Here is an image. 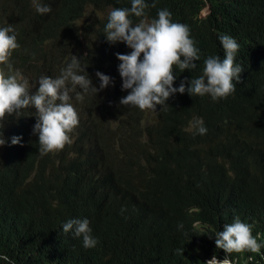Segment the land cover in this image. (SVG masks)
I'll use <instances>...</instances> for the list:
<instances>
[{
    "label": "clouds",
    "instance_id": "9594fccd",
    "mask_svg": "<svg viewBox=\"0 0 264 264\" xmlns=\"http://www.w3.org/2000/svg\"><path fill=\"white\" fill-rule=\"evenodd\" d=\"M244 1L252 3L256 0ZM32 5L36 12L41 14L51 11L50 6L42 4L40 0H32ZM130 5L112 8L107 14V22L103 29L107 40L103 39L104 42L124 43L115 48L118 53L112 76L96 71L98 87L92 83L89 75L84 74L87 72L80 59L71 54L70 60L61 67L59 75H41L37 81L38 87L32 92L28 80L20 71L18 69L12 71L9 58L12 50L19 47L15 29L11 24L0 26V67L7 70L0 71V150H3V153H13L30 139L39 142L38 151L41 155L57 153L66 143H72L69 133L79 122L72 101H82L85 94H97L102 89L113 91L115 102L120 106L147 109L149 117L154 118L158 113L168 114L177 111L174 109L161 111L163 108L157 109L156 105L164 107L170 96L179 93L187 92L192 97L207 95L213 101L224 98L235 91L234 81H240L244 68L260 66L264 42L261 47L252 49V52L256 51L259 54L245 58L244 50L258 44L263 37L253 40L244 36L240 43L231 35L221 33L217 39L224 51L219 49L213 54L201 55L194 38L189 35L188 26L173 21L172 14L167 8L158 9L155 18L146 20L148 0H130ZM133 16L141 19L133 23ZM256 22L257 20H254L247 29ZM127 46L131 49L128 53ZM262 62L264 63V58ZM191 69L197 76L178 80L180 72ZM174 74L177 75V81L173 85L176 79ZM25 108L35 109V121L28 122L24 128L12 126L9 133H6L3 130L5 116L18 114ZM120 111H123V108L110 109L111 113ZM220 114L218 119L213 120L215 126L213 129H206L202 117H193L189 121L187 130H194L196 133L188 137L191 143L186 151H181L179 146H176L178 140L170 141L168 146L163 142V146L160 147L159 141H156L152 147L146 148L140 157L136 156L133 161L124 165L125 174L148 175L149 171L159 168V174L156 176L159 182L152 187L154 189L160 187L164 195L174 190L172 184L174 175L189 182L204 183L209 190H229L237 181L249 178L250 175L264 174V141H259L253 129L241 118L236 122L233 114L225 115L224 112ZM122 119V124H127L126 115ZM114 130L117 129L111 126L110 132ZM112 148L118 152L127 147L123 148L121 144H117ZM175 166L180 170H172ZM23 175L24 188L28 182V175L25 171ZM49 175L61 177L60 182H63V173ZM251 183L255 187L250 207L251 222L241 220L232 202H228L227 207L233 215V220L231 223H225L222 230L216 232L214 230V242L219 249H223L222 252L217 254L215 247L214 251H209L208 246L193 244L180 250H191L199 264L200 257L206 264H236L239 258H250L253 253H260L264 259V181L256 178ZM59 186L61 187V183ZM129 187L140 194L138 204L145 209L136 217L137 223L147 219L153 228L154 223L149 212L157 209L161 199L155 198L150 188H145L142 184ZM91 199L96 203V212H101L102 215L99 216L106 219L102 222L106 228L109 229L122 221L124 200L113 203L109 194L99 191L92 194ZM40 201V198L36 199V202ZM64 202L69 203L71 209L67 212L69 219L61 224L63 237L65 239H68L69 235L79 237L82 239L83 247H94L97 238L92 235L87 211L79 209L80 205H84L83 201L69 200L65 197ZM110 203H113L112 208H103ZM170 206L173 209L172 216L179 224L178 227H195L199 224L200 221H183L180 215V210H184L183 204L171 202ZM242 207L243 204L241 209ZM118 245L122 249L128 248L125 242ZM0 260L6 261V264H15V261L5 254H0Z\"/></svg>",
    "mask_w": 264,
    "mask_h": 264
},
{
    "label": "trees",
    "instance_id": "16d2710c",
    "mask_svg": "<svg viewBox=\"0 0 264 264\" xmlns=\"http://www.w3.org/2000/svg\"><path fill=\"white\" fill-rule=\"evenodd\" d=\"M239 1L154 0L153 3V0H148L149 7L146 9L145 19L155 18L158 9L167 8L172 14L173 21L188 26L189 35L194 38L200 54L208 55L219 49L224 51L217 39L218 34H229L236 40L239 38L240 43L247 34V27L237 17L239 4L242 7ZM40 2L50 6L51 11L38 13L32 5V0H26L25 15L39 27L51 25L63 27L55 31H38L21 43V50L30 65L36 71L46 75H53L56 69L70 60L71 54H79L84 45L97 43L95 39L104 34V23L107 22V14L112 8L131 6L130 0H59L53 3L40 0ZM249 7L248 22L258 20L263 23L264 0L253 1ZM205 9L207 11L203 14ZM140 19V17H132L133 23L139 22ZM262 30L264 31V27ZM94 34L96 36L92 38ZM261 37L264 38V35ZM103 39L106 37L103 36ZM237 56L238 53L234 61ZM247 57L245 54V58ZM174 76L176 77L174 80L177 81V75L174 74ZM195 76L197 74L193 69L186 70L180 72L178 80ZM242 78V82L234 81L239 85L236 91L243 90L241 95L236 93L234 98L229 97L217 101H213L207 95L194 96L192 100L183 102L180 109L173 113H158L154 118L146 117L147 123H144L145 115L139 113V109L124 108L115 103L112 107L123 108L126 114L127 128L137 130L139 126H144L147 129V142L129 145L105 157L92 154L94 159L89 162L99 171L100 180L107 185L114 182H123L128 186L142 184L154 190L148 175L126 174L120 177L116 172L118 166H124L133 161L148 144L151 145L154 141H162V144L165 142L168 146L173 139L179 140L181 129L178 124L183 118V113L204 108L210 109V104H213V108L217 111L227 109L237 114L253 129L258 140L264 141V125L253 122L247 116V112L250 116L264 115V67L244 68ZM105 95V92L85 94L81 102H84L88 109H91V106L92 108L98 107L105 99ZM81 112L85 114L84 109ZM27 113V111L13 113L8 116V120L25 118ZM166 127L171 128L170 133L164 132ZM102 128L103 123L99 118L84 117L80 121L74 140L69 144L72 147L75 146L73 149L75 155L60 151L41 155L35 139L29 140L13 153L0 152V254L13 259L15 264H199L191 250L178 252L177 249L193 244L208 246L209 251H214L213 247H215L217 253L222 252L223 249H219L214 242V230L215 232L222 230L225 223L232 222L233 218L227 207L228 202H232L241 220L251 222L250 207L255 187L249 184L256 178L264 181V174L250 175L249 178L237 181L229 190H209L204 183L189 182L182 177L175 176L172 178L174 190L169 194L179 201H185L184 210L187 216L184 212H181V216L183 219L185 217L187 222L200 221L197 226L178 227L179 224L169 211V204L173 202V198L159 200L157 209L152 212L146 208L151 214L154 227L149 229L141 226L137 223L136 217L145 209L138 204L140 194L128 187L123 193L125 205L122 221L120 220L108 229L101 221L104 220L99 216V214L102 215L101 212L95 211V217L90 219L93 235L97 238V244L94 247H83L82 239L79 237L60 238L54 228L56 225L61 226L62 222L69 219L67 215L71 209L69 203L66 204L65 211L57 213L53 224L41 221L31 212L27 206V200L22 197L25 192L23 171L34 169L37 176L47 172L51 174L67 172L66 176H62L63 182H59L61 187L58 184L59 197L83 201L84 205H80V210L89 211L91 208H96V203L91 199L92 193L88 199H79L77 194V196L73 195L78 190L86 189L91 183V176L81 170V167H89V165L85 160L77 159L76 151L87 146L84 144L85 135L93 138L92 133L95 132V137H97L98 130ZM83 130H88V132L83 134ZM100 162L103 167L100 166ZM155 188V190H161L160 187ZM240 198L243 204L242 209ZM106 206L109 207L107 204L103 208ZM120 222L132 235V244L129 248L122 249L118 245L121 242L113 241V228ZM108 247L120 250V256L116 259L111 256L104 257V251ZM199 262L206 264L202 257L199 258ZM0 264H6V261L0 260ZM236 264H264V259L260 253H253L250 258H239Z\"/></svg>",
    "mask_w": 264,
    "mask_h": 264
},
{
    "label": "bare ground",
    "instance_id": "6f19581e",
    "mask_svg": "<svg viewBox=\"0 0 264 264\" xmlns=\"http://www.w3.org/2000/svg\"><path fill=\"white\" fill-rule=\"evenodd\" d=\"M240 3L242 5V7L239 4V11L237 12V17L239 18V20H241L246 27L250 26L254 21L252 22H248L247 17L250 11V7L249 5L251 3L245 2L244 0H240ZM263 8V7H262ZM262 27H264V22H260L257 20V22L248 29L247 34H245V38L246 39H260L262 35H264V31L262 30ZM237 40H239V38H237ZM264 42V39H260V42L258 44H253L250 46V48H248L247 50H244V53L249 57L252 54H259L258 52H252L253 48L256 47H261L262 43ZM246 45H244V47H246ZM264 58V51H263V55L261 56V59L259 60V62H262ZM176 81H173V85ZM235 83V82H234ZM187 87V86H186ZM237 87H239V85H237V83H235V91L232 92L231 94H229L228 96L224 97V98H219L217 100L220 99H227L229 97L234 98L236 96V93H238L239 95H241V93H243V90L241 91H236ZM190 97V98H189ZM194 97L190 96L187 92L181 94H177L175 96H170L168 98V100L166 101V105L163 107V105L157 104L156 108L157 109H162L161 111H167V110H179L182 103L185 101H190L192 100ZM215 100V101H217ZM211 107L210 109H208L207 111L202 113V109L196 110V111H191V112H184L183 113V118L182 120L179 121V129H184V128H188L189 127V121L192 120L193 117H202L203 122H207V121H211V120H215L217 118H219L221 116L220 112L214 113L213 110V104H210ZM91 110H93L92 106H91ZM225 115H230L233 112L227 109L223 110ZM139 113H142L143 115H145V119L143 120L144 123H147V119L146 117L149 116V112H147V109L145 110H139ZM85 117V115H81L78 118V121L80 122L83 118ZM229 121V119H228ZM264 121V115L261 116V118L259 119V122L262 123ZM122 126L120 128H118L117 130H114V132H112V134L108 135L105 132L98 130V136L102 137L103 139L100 141V146L102 148H110L114 145L117 144H121L124 147H128L129 145L132 144H137L138 142H147V129L144 126H139L137 128V130H135L134 128H127V124H121ZM205 127L206 124H204ZM78 124L75 126V130L78 129ZM211 127V126H210ZM213 129V128H212ZM171 128L170 127H166L164 132L165 133H170ZM83 134H86V132H88V130H83L82 131ZM216 132V130H215ZM93 134V138H89L88 135H85V144L89 145V146H94L96 144V138L95 135L96 133H92ZM181 134L179 136V139H181ZM176 140V139H173ZM156 141H154L151 145H147L146 148H150L153 146V144ZM158 146H163L162 141H159ZM200 146H204L203 144H200ZM75 146H70L68 144H65L63 148H61L59 151L60 152H68L71 153L73 151ZM146 148L140 152L137 156L140 157L144 151L146 150ZM82 151H85V149H82ZM86 153H88L86 151ZM107 154H110L109 152H106ZM106 154V155H107ZM85 160L86 163H88L90 170H92V175L94 176H100L99 171L97 170V168L95 166H92L90 164V160L94 159L92 156H90L89 154H87V156L85 158H83ZM108 159V158H107ZM104 158L101 159V161L103 162ZM102 162H100V166H102ZM117 174L120 177L125 176L126 174L124 173V166L119 165L118 169L116 170ZM91 176V175H90ZM41 180L47 181L48 178L45 175H41ZM104 192H108L109 190L112 189L111 186L109 185H105V183H101L100 187ZM51 190V189H50ZM41 201H43L42 203V210L40 212V214L38 215V217L43 218V220L48 221L50 218L55 217L57 215V213H59L60 211L58 210V208L52 203L53 198L50 196L49 198H47V200H43L41 199ZM138 224H140L143 227L149 228L151 229V223L150 221H148L147 219L143 220L142 222H139ZM113 241L115 242H125L127 247H131L132 244V235L130 234V232L126 229V227L124 226V224L122 222H120L115 228H113ZM121 251L116 249V248H111L109 250V256H111L113 259H116L120 256Z\"/></svg>",
    "mask_w": 264,
    "mask_h": 264
},
{
    "label": "rangeland",
    "instance_id": "374dc122",
    "mask_svg": "<svg viewBox=\"0 0 264 264\" xmlns=\"http://www.w3.org/2000/svg\"><path fill=\"white\" fill-rule=\"evenodd\" d=\"M206 13V11H204ZM24 77H26L25 72H22ZM115 103V96L113 92H110L106 97L104 104L98 108L97 116L102 121H109L112 125H114L116 122L112 119H110L108 116L105 115V109L108 106H111ZM84 105V104H83ZM151 116H153V113H151Z\"/></svg>",
    "mask_w": 264,
    "mask_h": 264
}]
</instances>
